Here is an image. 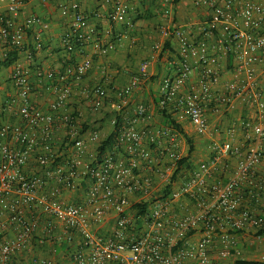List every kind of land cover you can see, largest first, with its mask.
I'll use <instances>...</instances> for the list:
<instances>
[{
  "label": "built area",
  "instance_id": "2783aa9c",
  "mask_svg": "<svg viewBox=\"0 0 264 264\" xmlns=\"http://www.w3.org/2000/svg\"><path fill=\"white\" fill-rule=\"evenodd\" d=\"M55 1L69 55L92 42L100 51L116 50V40L100 36L95 20L125 24L127 2L138 0H104L110 10L92 15L81 0ZM163 1L171 23L162 35L178 39L180 49L170 64L174 75L162 82L160 106L209 136V112H228L247 98L255 114L242 118L239 129L250 143L213 138L210 157L184 169L166 196L182 159L178 132L152 128L147 106L133 112L131 106L142 78L159 60L161 43H154L139 74L123 86L104 78L81 87L99 68L89 58L67 64L63 73L38 68V88L50 91L43 103L17 62L9 78L16 94L0 102V264H58L57 258L33 255L37 242L49 243L54 255L63 252L69 264H235L247 260L243 249L264 243V79L256 69L264 61V0H193L208 15L179 26H174L178 0ZM26 4L0 0V67L12 47L35 62L43 33L52 27L38 15L20 21ZM197 27L215 39L214 52L190 33ZM30 32L34 47L27 43ZM189 58L201 65L199 79ZM228 58L234 60L233 79L225 82L221 68ZM5 85L0 76V91ZM78 96L94 113H110L114 129L121 118L114 145L103 156L96 148L100 132H83L73 103ZM144 201L149 206L141 216L134 207ZM111 213L114 231L96 232ZM65 243L76 246L64 251Z\"/></svg>",
  "mask_w": 264,
  "mask_h": 264
},
{
  "label": "crops",
  "instance_id": "0c3cea01",
  "mask_svg": "<svg viewBox=\"0 0 264 264\" xmlns=\"http://www.w3.org/2000/svg\"><path fill=\"white\" fill-rule=\"evenodd\" d=\"M26 1L27 4L20 17V21H23L30 15H38L52 23L51 29L43 33V47L36 53L35 62L28 61L24 56H20L18 60V64L28 73L30 81L33 78L35 80L32 82V86L35 88L34 91L38 95V98H36L38 103H43L45 96L50 93V91L44 87L38 88V86H40L36 75L38 68L53 66L63 73L65 72L67 64L76 65L84 59L89 58L97 61L99 63V68L93 70L84 77L81 87L92 88L102 82L104 78H109L116 85L123 86L128 84L132 78L139 74L141 64L149 56L154 43H161L164 48L160 54L159 60L149 68L148 74L142 78L138 90L132 96L131 106L132 112L135 110L136 106L140 104L147 106L152 115V125L150 124L152 128L157 130L167 126L165 118L159 111L161 85L165 78L173 76L175 73V70L170 64L172 60L178 57L180 42L176 38L166 40L162 35V28L171 23L164 15L163 0L128 1V21L125 24H110L108 22H99L95 20V23L98 25L100 36L106 38L108 41L116 40V50L107 52L104 50L100 51L92 42L87 46L84 52H77L69 55L64 51L62 46L63 24L58 10L59 2L55 0ZM81 1L83 9L88 15H92L95 12L106 13L110 10V6L106 4L104 0ZM208 11L209 10L206 8L196 7L193 0H179L174 10V26H179L183 23L198 24L208 15ZM201 32L202 31H200L198 27L190 31L197 41L206 40L210 44L212 52H214L213 46L215 45V39L205 38ZM27 43L29 46L34 47L35 43L31 32L27 36ZM168 45L170 48L165 49ZM69 57L71 58L70 60ZM189 61L195 68L196 78L199 79L202 71L201 65L194 58H189ZM14 67L15 65L9 68L10 74L14 70ZM256 69L258 79H264V61L258 62L256 64ZM233 70V58L226 59L221 68L225 82H229L233 79ZM8 85L11 87V90L12 88L14 89L10 79ZM215 90L223 94L225 93V86L217 85L215 86ZM15 94L16 91L14 90L12 93L10 92L4 95L3 100ZM73 103L75 110L82 116L81 120L82 123L86 125L85 129L90 123V118L104 117L102 114L101 116L93 114L86 100L84 101L80 96L76 97ZM254 114L255 110L252 109L247 98L237 100L235 106L228 112L210 111L208 117L211 135L209 136L199 135L195 127L188 120L181 121L177 119V122H179L183 129L193 138L196 146V151L193 154L192 160H190L185 169L188 170L189 167L191 168L193 165H197L210 157V144L213 138L226 137L237 143H246L248 145L250 142L246 140L245 135L239 129L240 120L246 117H253ZM83 127L82 125V128ZM83 132L86 131L83 130ZM178 137L181 154L183 143L186 140L180 133H178ZM188 153L189 150L187 154L183 157L181 156V158L188 156ZM83 192L77 194L75 199L78 200ZM132 202H134V200H132ZM127 212L133 213L132 208H129ZM115 226L116 215L111 213L95 231L106 234L112 233ZM195 238H198V236L195 235ZM260 246L261 247H258L256 251H245L244 254L247 255L246 258L252 260V255H259L260 258L254 261L264 262V243L260 244ZM51 250L52 247L49 243L37 242L33 255L54 259L63 258V252L60 251L58 255H54Z\"/></svg>",
  "mask_w": 264,
  "mask_h": 264
},
{
  "label": "trees",
  "instance_id": "16d2710c",
  "mask_svg": "<svg viewBox=\"0 0 264 264\" xmlns=\"http://www.w3.org/2000/svg\"><path fill=\"white\" fill-rule=\"evenodd\" d=\"M179 1V0H178ZM169 45L167 46V48L165 49H169ZM20 59V51L15 48L12 47L10 49L9 52V58L3 62L2 67L5 68H10L13 67L18 60ZM70 62V61H69ZM159 111L160 113L163 115V117L165 118L166 122H167V126L172 127L173 129H175L178 133H180L182 135V137L187 141V144L189 146V153L188 156L182 158L179 160V162L177 163V168L176 171L174 173V178H173V182L170 186H168V188L165 190V195L167 196L172 189V185L173 183L176 182L178 176L181 174V172L185 169V167L189 164L190 160H192L193 154L196 151V146L194 143L193 138L190 136V134H188L182 127V125L177 122V120H175L165 109H163L160 106L159 103ZM120 120L121 118H118V123L115 126V129L113 130V132L104 140V142L101 144V146L99 147V153L101 156L105 155L108 150L114 145L115 139L117 137V134L119 132V124H120ZM149 206V202H143V204L138 203L135 205L134 209H137L138 211V215L143 216L145 214V212L147 211ZM260 234L264 235V232H261ZM74 246H76L75 244L73 245H68L65 243V251H73ZM235 264H264V262L261 261H254V260H238L235 262Z\"/></svg>",
  "mask_w": 264,
  "mask_h": 264
},
{
  "label": "rangeland",
  "instance_id": "374dc122",
  "mask_svg": "<svg viewBox=\"0 0 264 264\" xmlns=\"http://www.w3.org/2000/svg\"><path fill=\"white\" fill-rule=\"evenodd\" d=\"M0 74L1 76L4 78V80H6V84L4 88V90L0 91V102H2L1 100L4 99V95L6 94H9L10 92L12 93V91H14V89L12 88L11 90V87L8 85L9 83V77L11 76L10 74V70L9 68H5V67H0ZM32 82H34V78L31 80ZM90 109V107H89ZM90 111L95 114V115H99L101 116V114L104 116L102 118H96V117H92L89 119V124L87 125V128L85 129L86 125L82 124L84 127V131H99L100 134H101V142L97 144L96 148L97 150H99V147L101 146V144L104 142V140L113 132L114 130V125L112 123V115L110 113H107V112H104V113H94L91 109ZM87 124V123H86ZM159 124L161 125V123L159 122ZM183 139V138H182ZM189 150V146L187 144V141H185L183 143V147L181 149V156H185L187 154ZM115 153V152H114ZM116 157H119L117 154H116ZM190 168V167H189ZM81 193V192H80ZM100 226V225H99ZM99 227L96 228V230L98 229ZM97 232V231H96ZM100 233V232H98ZM258 247H261L260 245H257L255 247H250V248H245L243 249L244 251H247V250H251V251H256V249ZM245 257H247V255H245ZM260 257L259 255H252V260H258ZM58 264H69L68 261L66 260H63L62 259H58Z\"/></svg>",
  "mask_w": 264,
  "mask_h": 264
}]
</instances>
